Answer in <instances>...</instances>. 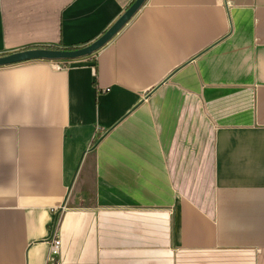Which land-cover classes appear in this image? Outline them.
<instances>
[{"label":"crops","instance_id":"crops-1","mask_svg":"<svg viewBox=\"0 0 264 264\" xmlns=\"http://www.w3.org/2000/svg\"><path fill=\"white\" fill-rule=\"evenodd\" d=\"M134 1L0 0V56ZM0 264H264V0H146L0 67Z\"/></svg>","mask_w":264,"mask_h":264},{"label":"water","instance_id":"water-1","mask_svg":"<svg viewBox=\"0 0 264 264\" xmlns=\"http://www.w3.org/2000/svg\"><path fill=\"white\" fill-rule=\"evenodd\" d=\"M146 0H135L122 16L96 41L76 49L39 48L0 56V67L30 61H73L90 57L108 45L132 20Z\"/></svg>","mask_w":264,"mask_h":264},{"label":"built area","instance_id":"built-area-1","mask_svg":"<svg viewBox=\"0 0 264 264\" xmlns=\"http://www.w3.org/2000/svg\"><path fill=\"white\" fill-rule=\"evenodd\" d=\"M65 63H58L56 64L57 69H62L65 67ZM60 247H61V241L57 235L56 232H53L52 235V241H51V248H50V253L52 256L57 255L60 252Z\"/></svg>","mask_w":264,"mask_h":264}]
</instances>
